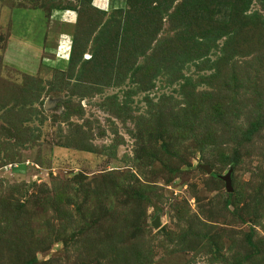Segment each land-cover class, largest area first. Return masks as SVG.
I'll return each instance as SVG.
<instances>
[{"label":"rangeland","instance_id":"374dc122","mask_svg":"<svg viewBox=\"0 0 264 264\" xmlns=\"http://www.w3.org/2000/svg\"><path fill=\"white\" fill-rule=\"evenodd\" d=\"M109 1L0 0V264H264V0Z\"/></svg>","mask_w":264,"mask_h":264},{"label":"crops","instance_id":"0c3cea01","mask_svg":"<svg viewBox=\"0 0 264 264\" xmlns=\"http://www.w3.org/2000/svg\"><path fill=\"white\" fill-rule=\"evenodd\" d=\"M94 2H100V5L102 6H110V1H103V0H94ZM104 2V3H103ZM106 3V4H105ZM105 4V5H104ZM64 14V15H63ZM62 16V20L64 22V20L67 21V23L69 22V24H73L75 23V12L72 10H67L65 12H63ZM66 23V22H65ZM68 37L67 36H61L60 40H59V46H63L64 48H67V41Z\"/></svg>","mask_w":264,"mask_h":264},{"label":"water","instance_id":"95a60500","mask_svg":"<svg viewBox=\"0 0 264 264\" xmlns=\"http://www.w3.org/2000/svg\"><path fill=\"white\" fill-rule=\"evenodd\" d=\"M202 168L208 173V174H211V170L209 169L208 166L206 165H203ZM223 180L226 184V190L231 193L232 192V187H231V181H230V173H228L225 177H223ZM154 227L157 228L159 226V220L157 219L155 222H154Z\"/></svg>","mask_w":264,"mask_h":264}]
</instances>
